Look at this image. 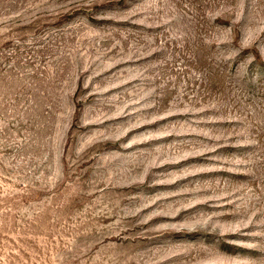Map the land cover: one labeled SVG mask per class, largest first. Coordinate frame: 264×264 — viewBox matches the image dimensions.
Here are the masks:
<instances>
[{"label":"rangeland","instance_id":"rangeland-1","mask_svg":"<svg viewBox=\"0 0 264 264\" xmlns=\"http://www.w3.org/2000/svg\"><path fill=\"white\" fill-rule=\"evenodd\" d=\"M0 264H264V0H0Z\"/></svg>","mask_w":264,"mask_h":264}]
</instances>
